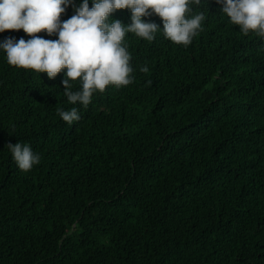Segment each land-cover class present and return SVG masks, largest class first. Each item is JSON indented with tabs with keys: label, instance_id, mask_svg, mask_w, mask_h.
<instances>
[{
	"label": "trees",
	"instance_id": "1",
	"mask_svg": "<svg viewBox=\"0 0 264 264\" xmlns=\"http://www.w3.org/2000/svg\"><path fill=\"white\" fill-rule=\"evenodd\" d=\"M190 7L204 15L191 44L142 17L161 30L126 33L133 82L87 107L64 97L66 69L49 79L0 52V264H264V37L215 0ZM72 107L68 124L57 109ZM19 141L40 155L27 172L6 148Z\"/></svg>",
	"mask_w": 264,
	"mask_h": 264
},
{
	"label": "clouds",
	"instance_id": "2",
	"mask_svg": "<svg viewBox=\"0 0 264 264\" xmlns=\"http://www.w3.org/2000/svg\"><path fill=\"white\" fill-rule=\"evenodd\" d=\"M0 0V33L21 30L32 38H6L0 40V52L13 67L47 73L49 79L66 69L61 81L67 102L87 107L95 92H104L109 85L117 88L133 82L131 54L124 43L126 33L147 41L154 40V33L161 30L157 24L145 22L142 17L158 15L163 21V34L174 44L188 46L201 29L203 13L191 16L190 5L209 3V0ZM220 12L229 22L239 26L244 35L250 32L264 37V0H215ZM70 4L74 15L61 21L62 13ZM118 9L131 10V24L119 20L108 22L109 15ZM151 10V11H149ZM46 31L49 40L34 34ZM142 71L147 72L145 66ZM78 82V90H72ZM60 118L72 124L81 119L78 109H57ZM16 166L30 171L40 163V155L21 141L8 143Z\"/></svg>",
	"mask_w": 264,
	"mask_h": 264
}]
</instances>
